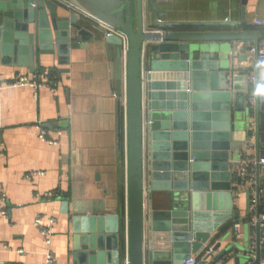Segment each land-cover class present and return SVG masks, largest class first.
I'll list each match as a JSON object with an SVG mask.
<instances>
[{
    "label": "water",
    "instance_id": "water-1",
    "mask_svg": "<svg viewBox=\"0 0 264 264\" xmlns=\"http://www.w3.org/2000/svg\"><path fill=\"white\" fill-rule=\"evenodd\" d=\"M109 1L112 0H75V5L120 30L129 42L128 222L126 226L123 206L116 215L73 214L72 255L67 264H125L127 237L130 264H184L192 256L209 250L211 253L202 264H260L261 256L253 258L246 248L241 249L240 255L234 254L238 246L233 245V231L226 222L240 217L234 209V167L239 166L234 157L239 144L233 137L239 131L250 134L254 126L264 134V96L255 84V104L251 110L252 96L247 91L250 83H246L244 72L235 75L229 65L213 67L197 87L192 64L194 57L207 49L203 43L258 41L260 33L195 31L191 29L220 26L160 22L168 16L170 0H126V14L122 11L121 18H115L110 11L119 8L115 4L110 6ZM59 8L53 0H0V54L9 56L10 43L15 40L20 56L28 58L33 72L35 61L40 55L53 54L56 43L62 61L68 63L70 50L95 40V35L88 29L90 21L73 13L60 16ZM108 42L115 49L116 91L120 97L124 77L122 40L112 35ZM144 43H149L145 51ZM143 56L149 68L148 79L153 72L174 73L179 78L187 73L191 77V91L175 105H156L155 97L144 108ZM223 65L227 66V60ZM242 184L243 180L237 177V185ZM157 196L161 204H167L166 210L157 209ZM224 197L225 206L221 204ZM246 208L249 218L250 190L246 192ZM257 213L264 214V205L258 207ZM202 214L216 215L217 223H200ZM226 239L230 241L220 251ZM214 241L217 244L213 246Z\"/></svg>",
    "mask_w": 264,
    "mask_h": 264
},
{
    "label": "crops",
    "instance_id": "crops-1",
    "mask_svg": "<svg viewBox=\"0 0 264 264\" xmlns=\"http://www.w3.org/2000/svg\"><path fill=\"white\" fill-rule=\"evenodd\" d=\"M62 1L82 11L75 5V0ZM109 3L119 8L113 9L117 12L110 11L115 18H121L122 11L126 14V0ZM168 4V16L160 22L220 26L191 29L195 31L260 33L258 41L203 43L207 49L192 61L193 81L200 87L213 67L227 68L229 65L233 74L245 73L246 83H250L247 85L249 96L255 97L256 85L261 97L264 96V63H257L248 52L250 46H264V0H170ZM59 7L60 16L76 14L66 6ZM134 14L136 16L135 7ZM258 20L262 22L261 26L255 24ZM88 23L95 40L70 50L68 63L62 61L56 43L53 54L40 55L35 61L33 72L28 66V58L20 56L15 40L10 43L9 56L0 54V194L6 197L0 206V264H46L49 252L54 257L51 264H67L72 255L73 214L88 217L116 215L123 206L125 219L127 217L125 104L116 91L115 49L104 30ZM229 24L234 26L227 27ZM226 60L227 66L223 65ZM142 69L144 108L155 97L156 105H175L191 91V77L187 73L182 79L174 73L153 72L148 79L149 68L142 66ZM250 75L255 78L254 82L249 81ZM21 77L37 78L38 83L46 87L35 90L30 86H12ZM41 130L56 143L42 140L39 137ZM263 137L256 126L250 134L248 131L235 133L233 140L239 145L234 161L240 163L248 155L264 157ZM237 177L235 174L234 209L240 217L234 222H226L232 231L235 224L241 225L237 233L233 231L232 243L238 246L234 254L240 255L241 249L246 248L264 259V244H258L259 239L255 238L246 215L249 186L245 183L237 185ZM260 184L264 186L263 172ZM145 201L147 204V194ZM225 202L221 204L225 206ZM154 203L158 210H166L167 204H161L159 196L154 198ZM38 216L45 217L46 224L48 219L55 220L51 246L44 242L34 225ZM201 216L200 223H217L216 215ZM147 241L146 226L145 246ZM226 241L221 243L220 251L230 239ZM253 243L257 244L255 248ZM216 244L214 241L213 246ZM209 253L211 250L192 257L198 258L196 264H202Z\"/></svg>",
    "mask_w": 264,
    "mask_h": 264
},
{
    "label": "built area",
    "instance_id": "built-area-1",
    "mask_svg": "<svg viewBox=\"0 0 264 264\" xmlns=\"http://www.w3.org/2000/svg\"><path fill=\"white\" fill-rule=\"evenodd\" d=\"M57 2L61 6H66L70 11H74L76 15H78L80 18L87 19L88 21L94 23V25L98 26L102 30H104L106 37L110 36H116L122 40L121 50L123 54V63H124V77H123V89H122V98L124 100L125 108H123L125 120H124V150H125V159L128 164V137H127V115H126V105H127V89H126V62H127V55L129 51V42L125 35L118 29H115L113 27H110L106 24H103L102 22L98 21L97 19L89 16L88 14L77 10L68 4L64 3L62 0H53ZM255 24L257 26H261V21H255ZM149 43H144V51L147 48ZM249 55L254 58V60L257 63H264V46L261 45H253L250 46L248 49ZM143 66L145 67V59L143 56ZM39 80L34 79L30 80L25 77H21L17 80H15L12 83V86L15 87H24V86H30L35 90H38L39 88L46 87L45 84L38 83ZM250 82H254L255 78L250 77ZM250 102V109L254 110V104H255V97H251L249 99ZM39 137L44 140L48 141L51 144H55L56 142L53 140H49L47 137V132L44 130L40 131ZM264 173V157L263 156H244L242 162L239 163L238 167H234V173L240 177L247 186H249V190L251 192V215L248 218V223L252 227V229L255 232V238L259 239V243L264 244V214L259 215L257 213L258 207L262 204V198L264 196V186L260 184V175L261 173ZM6 201V197L4 194H0V206L3 202ZM263 205V204H262ZM5 214L6 212L3 211ZM47 221L45 217L38 216L35 220V227L40 231L41 235L43 236L44 242L51 246L52 238L54 235L53 232V225L55 223L54 219H48L47 224L45 223ZM128 219L126 217V226H127ZM240 224H235L233 226L234 233H237L240 229ZM256 242V243H257ZM127 250H126V261L125 264H130L129 258H128V237H127ZM257 244L253 243V248L256 247ZM251 255L253 258H256V254L251 252ZM53 254L49 252L47 254V261L46 264H51L53 262ZM198 261L197 257H191L189 260H186L184 264H196ZM260 264H264V259H261Z\"/></svg>",
    "mask_w": 264,
    "mask_h": 264
},
{
    "label": "bare ground",
    "instance_id": "bare-ground-1",
    "mask_svg": "<svg viewBox=\"0 0 264 264\" xmlns=\"http://www.w3.org/2000/svg\"><path fill=\"white\" fill-rule=\"evenodd\" d=\"M245 182H243V184H244Z\"/></svg>",
    "mask_w": 264,
    "mask_h": 264
},
{
    "label": "trees",
    "instance_id": "trees-1",
    "mask_svg": "<svg viewBox=\"0 0 264 264\" xmlns=\"http://www.w3.org/2000/svg\"><path fill=\"white\" fill-rule=\"evenodd\" d=\"M52 77H55V76H52Z\"/></svg>",
    "mask_w": 264,
    "mask_h": 264
}]
</instances>
